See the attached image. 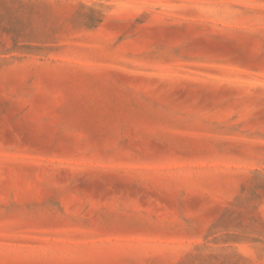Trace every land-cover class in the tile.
I'll use <instances>...</instances> for the list:
<instances>
[{"label":"rangeland","instance_id":"obj_1","mask_svg":"<svg viewBox=\"0 0 264 264\" xmlns=\"http://www.w3.org/2000/svg\"><path fill=\"white\" fill-rule=\"evenodd\" d=\"M0 264H264V0H0Z\"/></svg>","mask_w":264,"mask_h":264}]
</instances>
